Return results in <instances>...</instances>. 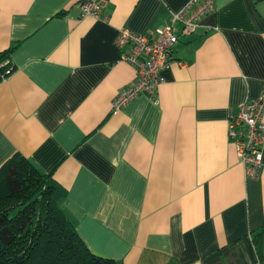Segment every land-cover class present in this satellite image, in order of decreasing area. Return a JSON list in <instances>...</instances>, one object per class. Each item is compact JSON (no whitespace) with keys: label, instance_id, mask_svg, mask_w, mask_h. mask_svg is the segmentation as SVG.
Here are the masks:
<instances>
[{"label":"crops","instance_id":"crops-1","mask_svg":"<svg viewBox=\"0 0 264 264\" xmlns=\"http://www.w3.org/2000/svg\"><path fill=\"white\" fill-rule=\"evenodd\" d=\"M81 1L0 0L15 68L0 80V167L19 153L51 173L85 244L113 264H264V139L252 178L229 137L230 117L264 95V0H215L155 99L118 111L136 78L119 30L151 32L189 0H109L99 18Z\"/></svg>","mask_w":264,"mask_h":264},{"label":"trees","instance_id":"trees-1","mask_svg":"<svg viewBox=\"0 0 264 264\" xmlns=\"http://www.w3.org/2000/svg\"><path fill=\"white\" fill-rule=\"evenodd\" d=\"M11 50L0 52V80L15 69L8 60ZM65 192L51 173H41L22 154L2 164L0 264H113L89 249L64 213L59 200Z\"/></svg>","mask_w":264,"mask_h":264},{"label":"built area","instance_id":"built-area-1","mask_svg":"<svg viewBox=\"0 0 264 264\" xmlns=\"http://www.w3.org/2000/svg\"><path fill=\"white\" fill-rule=\"evenodd\" d=\"M108 1L82 0L81 15L99 18ZM214 8L215 0H189L171 15L168 23L151 32L138 34L127 29L119 30L116 44L122 51L121 58L135 68L136 78L115 94L113 111L121 110L139 94L155 99L157 88L163 81L161 72L170 64L174 45L183 37L192 35L200 26L202 17ZM263 113L264 95H261L243 102L229 119V137L236 145L247 175L252 178L259 175L262 167Z\"/></svg>","mask_w":264,"mask_h":264},{"label":"bare ground","instance_id":"bare-ground-1","mask_svg":"<svg viewBox=\"0 0 264 264\" xmlns=\"http://www.w3.org/2000/svg\"><path fill=\"white\" fill-rule=\"evenodd\" d=\"M84 16V15H83ZM87 16V15H86ZM121 51V50H120ZM172 62V61H171Z\"/></svg>","mask_w":264,"mask_h":264}]
</instances>
